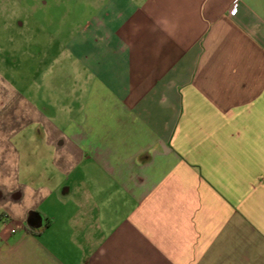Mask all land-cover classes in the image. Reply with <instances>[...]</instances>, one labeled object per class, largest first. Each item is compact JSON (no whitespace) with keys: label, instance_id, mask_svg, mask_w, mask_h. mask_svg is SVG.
<instances>
[{"label":"crops","instance_id":"1","mask_svg":"<svg viewBox=\"0 0 264 264\" xmlns=\"http://www.w3.org/2000/svg\"><path fill=\"white\" fill-rule=\"evenodd\" d=\"M93 1L0 94V264H264V0Z\"/></svg>","mask_w":264,"mask_h":264},{"label":"rangeland","instance_id":"2","mask_svg":"<svg viewBox=\"0 0 264 264\" xmlns=\"http://www.w3.org/2000/svg\"><path fill=\"white\" fill-rule=\"evenodd\" d=\"M93 2L0 0V94L9 90L29 100L36 95L49 100L48 68L51 57L60 49L52 43L59 42L61 37L68 40L89 16L83 7ZM34 84L47 91L37 94Z\"/></svg>","mask_w":264,"mask_h":264}]
</instances>
